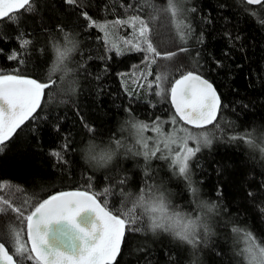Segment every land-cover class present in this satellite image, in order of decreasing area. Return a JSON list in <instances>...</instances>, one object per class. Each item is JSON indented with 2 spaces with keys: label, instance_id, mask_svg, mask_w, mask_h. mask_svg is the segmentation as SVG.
Listing matches in <instances>:
<instances>
[{
  "label": "trees",
  "instance_id": "16d2710c",
  "mask_svg": "<svg viewBox=\"0 0 264 264\" xmlns=\"http://www.w3.org/2000/svg\"><path fill=\"white\" fill-rule=\"evenodd\" d=\"M167 6L168 0H76L73 5L66 0H31L29 8L10 13L15 20L0 18V74L50 84L34 118L25 121L0 146V209H4L0 211V242L5 243L18 264L21 258L14 254V243L9 239L14 230L19 231L28 247L26 222L21 224L3 200L27 215L37 203L62 191L91 193L108 188L109 209H120L121 190L140 191L146 185L152 186L157 178L166 180L176 202L188 211L195 209L197 195L215 202V235L200 246L202 257L197 264H245L236 251L245 253L248 233L264 247V154L259 149L250 150L243 140L231 139L254 133L264 147V7L250 6L245 0H181L178 7L183 11L176 23L185 40L174 47L165 44L167 38L174 37L171 15L163 11ZM133 16L146 21L156 17L151 24V39L161 53L187 49L181 60L158 58L153 65L154 78L166 77L162 81L166 90L162 101L155 98L154 87L147 91L145 87L133 90L126 86L124 73L139 65L143 54L110 52L105 32L99 27L119 35L123 31L119 25H125ZM92 22L97 26H90ZM65 32L75 34L80 42L71 60L79 86L75 96L59 105L51 102L52 92L62 81L52 77L49 80V38L54 35L61 39ZM24 39L30 43L21 47ZM13 52L17 59H8ZM188 71L209 80L221 98L219 120L206 129L212 136L210 146L201 147L189 158L188 179L174 173L171 157L146 159L141 154L118 159L105 170H93L81 162L80 149L89 140L104 144L124 137L123 131H117L122 118L146 126L142 134L150 148L158 134L165 135L183 125L171 123L173 110L167 89ZM157 120L159 132L152 127ZM88 126L93 131L89 132ZM181 147L180 140L170 144L175 151ZM193 188L196 195L190 194ZM104 199L100 196L102 203ZM189 261L187 247L174 244L164 235L153 238L145 233L140 221L126 225L121 252L114 264Z\"/></svg>",
  "mask_w": 264,
  "mask_h": 264
},
{
  "label": "snow or ice",
  "instance_id": "6c2138e0",
  "mask_svg": "<svg viewBox=\"0 0 264 264\" xmlns=\"http://www.w3.org/2000/svg\"><path fill=\"white\" fill-rule=\"evenodd\" d=\"M75 2L76 0H66L68 5H73ZM180 2L181 0H168V6L163 11L170 13L171 17L175 19L183 11L178 7ZM30 3L31 0H0V18L8 17L15 20L16 18L10 16V13L29 8ZM246 3L264 7V0H246ZM84 16L89 21L91 20L86 13ZM131 19L134 22L132 27L135 30V40H128L124 43L126 46H130V50L145 54L143 62L148 70L146 73H141V78L146 82L148 90H151L155 85V95L163 96L166 90L162 86V81L166 77L157 75L155 80L149 81L148 76L152 75L151 65L155 64L158 58L171 60L187 49L180 47L177 51L161 53L151 39L153 31L151 24L156 17L152 16L147 21L139 16H133ZM117 23L122 22L117 21ZM90 26L97 25L92 22ZM99 27L101 30L104 29V26ZM177 27L179 28L180 25L177 24ZM179 40L181 42L185 40L183 33L180 34ZM28 43H30L29 40H22L21 47ZM116 52L118 55L122 54L119 47L116 48ZM8 59H17V54L13 52ZM49 80H51V76H49ZM139 86L144 87L145 85ZM49 87V83L39 82L37 79L13 74H0V146H4L5 142L10 140L25 121L34 118L33 114L41 106L45 89ZM167 95L170 99V106L174 109L171 112L173 125L183 122L184 125L203 128L216 120L217 113L221 108V98L213 85L192 71L182 72L178 79H174L169 84ZM159 123L160 121L157 120L152 126L156 132L160 131ZM145 127V125L137 124L138 154L144 155L146 159L171 157L174 173L185 179H188L189 158L200 151V145L211 143L207 135L186 134L179 138L182 145L179 151L170 149V144L175 143V138L172 136L163 140V147L157 140H154L153 147L150 148L147 138L142 134ZM88 131L91 132L93 129L88 126ZM190 139L196 142L197 147H188L187 141ZM231 139L243 140L249 147H261V143L256 141L254 133L246 132L240 137L233 136ZM261 142H264V136L261 137ZM165 149L169 151L165 153ZM2 150L0 148V151ZM173 151H175V155H172ZM158 152L162 154L160 157L157 156ZM124 182L121 181V184ZM123 191L121 190V194ZM108 195V188L101 192L91 193L86 190L62 191L37 203L27 215L20 207H14L8 200H3V204L17 214L16 218L21 224L26 222V235L27 241L30 242V248L22 242L19 231L14 230L11 234V238L14 240V254L20 256V264H23V261H32L33 264H114L121 252L126 225H135L137 221L134 216L125 214L122 208L110 210ZM100 196L105 197L103 203L100 201ZM2 210L4 209H0V211ZM85 210H91L99 222L98 225L93 224L91 230H86L77 223V217ZM61 222H66V225L71 227L66 228L61 225L51 230V235H49L48 226L60 225ZM247 237L249 244L244 254L247 255L249 264H264V247L255 242L251 233H248ZM0 264H18V261L13 259V255L9 254L4 242H0Z\"/></svg>",
  "mask_w": 264,
  "mask_h": 264
},
{
  "label": "clouds",
  "instance_id": "9594fccd",
  "mask_svg": "<svg viewBox=\"0 0 264 264\" xmlns=\"http://www.w3.org/2000/svg\"><path fill=\"white\" fill-rule=\"evenodd\" d=\"M79 44L76 35L70 32H65L61 39L54 35L49 38L52 60L47 73L53 79L62 81L60 87L51 94L53 104L62 105L68 101L69 96H75L79 81L76 77L77 69L71 64V60ZM117 131H123L122 139L104 144L89 140L84 144L80 149L81 162L90 169L105 170L112 167L118 159L141 155L138 154L137 147V122L122 118ZM203 146H210V143ZM247 146L249 147L248 144ZM249 149H259L260 154H264V147ZM190 194L196 195V190L193 188ZM118 198L125 214L134 216L137 222H143L146 234L153 238L164 235L174 244L187 247L189 264H197V260L202 257L200 246L215 235L212 226L215 202L209 203L207 198L197 195L195 209L188 211L176 202L174 191L164 179L157 178L152 186L146 185L140 191L131 188L123 191V194L120 191ZM236 255L243 256L245 264H249L247 255L242 251L237 250Z\"/></svg>",
  "mask_w": 264,
  "mask_h": 264
},
{
  "label": "rangeland",
  "instance_id": "374dc122",
  "mask_svg": "<svg viewBox=\"0 0 264 264\" xmlns=\"http://www.w3.org/2000/svg\"><path fill=\"white\" fill-rule=\"evenodd\" d=\"M171 20H172L171 21V26H172V28L174 30L173 31L174 37L167 38V40L165 41V44H170L171 46L178 47V46H181V44L183 43V42H181L179 40V36H180L181 33H178V29H177L178 27H177V23H176V18L173 19L171 17ZM133 23L134 22L131 19L130 21L125 23V25H123V24L121 25L120 24L119 26H120V28L122 27L123 31L120 34L118 33L119 35H116L115 32H113V33L109 32L106 28L103 29L104 32H105V40H106V43H107V46H108L110 52H114V53L117 54V52H116V48L117 47H119L121 49L122 54L126 53L128 51H134V50H130V46H126L125 43H124L125 41H128V40H133V41L135 40V30L132 27ZM137 27H138V25H137ZM168 40H169V42H168ZM110 46H112V47L110 48ZM171 46H168L167 48H170ZM134 52H136V51H134ZM137 53H142L143 54L142 59H144V55L145 54L143 52H137ZM184 54H185V52L179 53L177 57L173 58V60L174 61H177L178 59L181 60V58L184 57ZM153 65L154 64L151 65V71L153 69ZM147 70L148 69L146 68V65L144 64V62L142 60V62L139 65L135 66L131 71L124 73L123 76L125 78V82H127V84L125 83L126 86H128V87L131 86V88H133V90H134L136 87H137V89H139V88L141 89L142 87H140L139 85H145L144 87L148 91V89L146 87V82L141 78V73H146ZM154 79L155 78H154L153 75L148 76V80L149 81H153ZM128 83H129V85H128ZM165 85H166V82H165ZM162 86L164 87L163 84H162ZM153 87L156 88L155 85H153ZM166 89H167V87H166ZM155 98L158 99V101H162V100L165 99V96L164 95L163 96L155 95ZM182 129H183V131H182ZM169 131L165 135L164 134H158L154 138V140H157L159 143H163V140L165 138H167L169 136H172V137L175 138V143H177L180 140L179 138L185 136L186 134L197 135V136L207 135L209 140H211V138H212V136L207 133L206 129L194 130V129L185 127L183 125H180L177 128L170 129ZM189 141H191L193 143H188L187 144L188 147H192V148L197 147L196 146L197 144H196V142L194 140L190 139V140H188V142ZM200 147H204V146L200 145ZM9 240H10V243H14V240L12 238L9 239ZM21 240H22L23 243L26 244L25 239H22V237H21ZM28 247L30 248V242H29Z\"/></svg>",
  "mask_w": 264,
  "mask_h": 264
},
{
  "label": "water",
  "instance_id": "95a60500",
  "mask_svg": "<svg viewBox=\"0 0 264 264\" xmlns=\"http://www.w3.org/2000/svg\"><path fill=\"white\" fill-rule=\"evenodd\" d=\"M246 2V0H245ZM250 6H253V7H257V6H260V5H250ZM198 74V73H196ZM200 75V74H198ZM202 76V75H201ZM203 77V76H202ZM204 78V77H203ZM206 79V78H204ZM209 81V80H208ZM210 82V81H209ZM211 83V82H210ZM212 84V83H211ZM213 85V84H212ZM213 87L215 88V86L213 85ZM216 89V88H215ZM217 91V90H216ZM217 94L219 95L218 91H217ZM220 96V95H219ZM169 102H170V99H169ZM174 111V109H172ZM220 111H221V108L219 109L218 113H217V118L215 121H213L212 124L210 125H206L204 126L203 128H196L195 126H192V125H185L191 129H195V130H203V129H207L211 126H213L218 120H219V117H220ZM183 124V122H182ZM184 125V124H183ZM77 223L85 228L86 230H91L92 228V225L93 224H97L98 225V220L96 219L95 217V214L91 211V210H85L84 212L80 213V215L77 217ZM61 225L65 226L66 228H70L71 226H68L66 225V222H61L60 225H56V224H53V225H49L48 226V229H49V235H51V230L55 229V228H58L60 227ZM7 248V247H6ZM8 249V248H7ZM9 251V250H8ZM10 255H12L10 252H9ZM13 259H15V257L13 256Z\"/></svg>",
  "mask_w": 264,
  "mask_h": 264
},
{
  "label": "bare ground",
  "instance_id": "6f19581e",
  "mask_svg": "<svg viewBox=\"0 0 264 264\" xmlns=\"http://www.w3.org/2000/svg\"><path fill=\"white\" fill-rule=\"evenodd\" d=\"M198 73V72H197ZM200 74V73H199ZM187 129V128H186ZM209 129V128H208ZM193 131V130H192ZM201 148V147H200Z\"/></svg>",
  "mask_w": 264,
  "mask_h": 264
}]
</instances>
